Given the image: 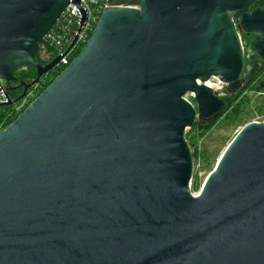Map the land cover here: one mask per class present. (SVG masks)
Masks as SVG:
<instances>
[{"label":"water","instance_id":"water-1","mask_svg":"<svg viewBox=\"0 0 264 264\" xmlns=\"http://www.w3.org/2000/svg\"><path fill=\"white\" fill-rule=\"evenodd\" d=\"M255 1L101 11L71 63L0 131V264H264V120L237 132L197 195L185 139L195 119L223 114L206 82L241 86L238 32L257 35L264 60ZM69 5L80 31L79 0H0V78L15 90V73L36 74L0 108L59 63L35 56Z\"/></svg>","mask_w":264,"mask_h":264},{"label":"rangeland","instance_id":"rangeland-1","mask_svg":"<svg viewBox=\"0 0 264 264\" xmlns=\"http://www.w3.org/2000/svg\"><path fill=\"white\" fill-rule=\"evenodd\" d=\"M134 1L135 7L139 0H119ZM263 2L264 0H260ZM264 3V2H263ZM256 8L253 4L252 9ZM244 62L255 70V79L249 83H241V88L238 94H228L226 86L222 84L218 78L215 84H207L211 86L215 94L223 100L225 108L223 114L210 123H200L195 119V124L185 133V139L190 147L193 170L190 181V191L193 195H197L202 187L207 175L213 170L218 158L223 150L237 134V132L250 122L260 123L264 120V92L255 91V85L264 82V63L257 60L252 45L257 38V35H245L238 32ZM245 71V70H244ZM185 99L192 103L190 95L185 96Z\"/></svg>","mask_w":264,"mask_h":264},{"label":"built area","instance_id":"built-area-1","mask_svg":"<svg viewBox=\"0 0 264 264\" xmlns=\"http://www.w3.org/2000/svg\"><path fill=\"white\" fill-rule=\"evenodd\" d=\"M79 3L86 13V21L81 30L79 31L81 13L75 6L69 5L67 8H65L58 20L55 22L39 45V58L46 64L51 62L57 56L61 57V60L54 68L63 70L71 63L73 58L79 53V51L88 41L97 19L103 9L110 7L137 8L135 5H124L123 3L119 2V0H79ZM74 38H76L75 43L69 49V46ZM25 70L27 69H22L20 71ZM38 89L39 84L35 83L32 86V89L22 98L20 105L14 107L12 116H18L21 113V110L25 106L26 102L34 96ZM8 92L9 90L7 83L0 78V103L6 101L5 96H8ZM3 126L4 121L0 123V131L5 129Z\"/></svg>","mask_w":264,"mask_h":264},{"label":"trees","instance_id":"trees-1","mask_svg":"<svg viewBox=\"0 0 264 264\" xmlns=\"http://www.w3.org/2000/svg\"><path fill=\"white\" fill-rule=\"evenodd\" d=\"M125 4L127 5H133L134 1H124ZM264 2V1H263ZM261 2L260 0H256L254 2V5L256 7H261L264 8V3ZM36 60L38 62H40L41 64H46L45 62L41 61L39 58V53L37 52L36 54ZM244 57V56H243ZM259 58V57H258ZM261 62L264 63V60L262 59H257ZM254 68V67H253ZM252 68V66H249L248 63L244 62V67H243V71L240 77L241 83H249L251 84L254 79H255V73H254V69ZM245 70V71H244ZM62 71V69L59 68H53L52 70H50L49 72H47L45 75H43L42 77H40L38 79V81L36 83L39 84V89L38 91L34 94L33 97H31L25 104V106L22 108L21 112L33 101V99L35 97H37L49 84L50 82ZM15 77L18 79V81L20 83H24V84H29L31 81H33L36 78V74L33 70L31 69H27L25 71H19L17 73H15ZM264 85L263 81L258 82L254 89L255 91H257V88L260 87V84ZM21 88V89H20ZM20 90H9L8 92V96L11 100L15 101L16 99H18L23 91V87H20ZM241 88V86H240ZM238 89L237 91H235L232 94H238V92L242 89ZM32 89V87H30L25 94H27L30 90ZM257 92H264L262 90H259ZM22 102V99L15 102V104L13 106H7V107H2L0 108V123L4 121V126L3 128H6L17 116H12L13 113V109L14 107H16L17 105H20V103ZM224 108H225V104H224ZM200 122V121H199ZM201 123V122H200ZM195 124V123H194Z\"/></svg>","mask_w":264,"mask_h":264},{"label":"flooded vegetation","instance_id":"flooded-vegetation-1","mask_svg":"<svg viewBox=\"0 0 264 264\" xmlns=\"http://www.w3.org/2000/svg\"><path fill=\"white\" fill-rule=\"evenodd\" d=\"M10 87H13V88H15V90H20L21 88V86H20V82L18 83V82H16V83H12L11 85H10ZM20 88V89H19Z\"/></svg>","mask_w":264,"mask_h":264},{"label":"bare ground","instance_id":"bare-ground-1","mask_svg":"<svg viewBox=\"0 0 264 264\" xmlns=\"http://www.w3.org/2000/svg\"><path fill=\"white\" fill-rule=\"evenodd\" d=\"M216 82H218L217 81V79L216 78H212L209 82H208V84H215ZM207 85V84H206ZM208 87H210L211 88V86H208Z\"/></svg>","mask_w":264,"mask_h":264}]
</instances>
